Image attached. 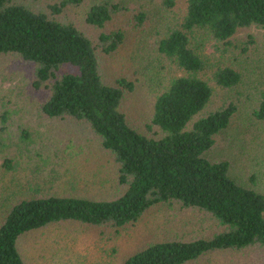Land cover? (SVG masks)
<instances>
[{"label":"trees","instance_id":"1","mask_svg":"<svg viewBox=\"0 0 264 264\" xmlns=\"http://www.w3.org/2000/svg\"><path fill=\"white\" fill-rule=\"evenodd\" d=\"M82 2L56 0L40 11L0 0V59L14 54L32 65L30 86L39 94V113L95 137L112 158L114 180L123 191L96 199L36 189L15 198L0 219V264H29L18 247L29 233L80 226L120 235L139 228L157 207L185 211L193 227L138 247L120 264H192L221 255L233 262L248 251L263 256L264 193L237 182L227 159L209 156L237 105L206 108L216 86L233 89L241 74L228 62L209 73L198 49L204 36L229 45L240 31L246 43L255 42L253 28L264 29V0H185L180 21L157 42L168 74L157 75L149 133L131 121L128 95L134 81L106 80L100 71L98 55L114 53L125 38L120 26L112 25L116 4L91 6L85 23L97 30L94 36L61 18ZM143 18L135 15L140 24ZM65 64L77 73L62 71ZM257 98L252 113L264 123V82ZM2 165L10 170L12 159L4 158Z\"/></svg>","mask_w":264,"mask_h":264},{"label":"rangeland","instance_id":"2","mask_svg":"<svg viewBox=\"0 0 264 264\" xmlns=\"http://www.w3.org/2000/svg\"><path fill=\"white\" fill-rule=\"evenodd\" d=\"M16 1L45 11L56 0ZM171 1L172 4L169 0H83L61 16L63 22H74L96 36L97 30L85 23L87 12L94 4H116L118 11L112 25L120 26L125 38L114 53L98 55L100 71L106 80L134 81L135 89L128 95L130 117L137 129L146 133L153 92L159 87L160 77L168 74L157 42L180 21L184 11L185 0ZM140 13L144 14L142 24L135 19ZM252 32L256 37L252 44L246 43L243 31L229 45L204 36L198 51L208 61L209 73L216 65L228 62L241 74L240 84L233 89L216 86L206 108L211 110L228 101L237 105L230 125L219 133L209 156L227 159L230 174L237 182L264 193V123L252 113L264 82V29L253 28ZM62 71L78 70L65 64ZM32 72V65L17 55L0 59V219L15 198L36 189L92 195L96 199L117 197L123 188L114 180L112 158L100 150L95 137L86 131L74 124L46 119L39 113V94L30 86ZM4 158L12 159L10 170L3 167ZM144 220L136 232L120 235L112 231L100 234L80 226L39 230L21 237L18 247L29 264H120L138 247L193 227L192 222H186L188 214L174 208L157 207ZM247 254H236L233 262L229 256L221 255L192 264H264V255L251 251Z\"/></svg>","mask_w":264,"mask_h":264}]
</instances>
